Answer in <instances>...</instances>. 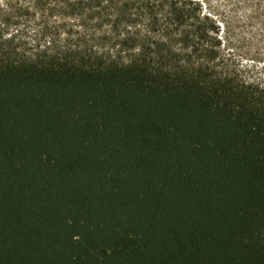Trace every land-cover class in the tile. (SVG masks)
Listing matches in <instances>:
<instances>
[{
    "label": "trees",
    "instance_id": "obj_1",
    "mask_svg": "<svg viewBox=\"0 0 264 264\" xmlns=\"http://www.w3.org/2000/svg\"><path fill=\"white\" fill-rule=\"evenodd\" d=\"M220 10L264 45V0H0V264H264V84Z\"/></svg>",
    "mask_w": 264,
    "mask_h": 264
},
{
    "label": "rangeland",
    "instance_id": "obj_2",
    "mask_svg": "<svg viewBox=\"0 0 264 264\" xmlns=\"http://www.w3.org/2000/svg\"><path fill=\"white\" fill-rule=\"evenodd\" d=\"M214 5L219 3V0H211ZM221 17L226 19L228 22L231 20L230 13L228 11L220 10ZM219 19V18H218ZM242 29L240 27H235L234 24H231L229 22V27L224 31L220 32V36L222 37V42H226V45L223 46V52L228 53L235 51V48L238 47V53H242L241 51H244L245 49L249 48L246 41H243L239 38V36H242L243 33L240 32ZM227 38L229 39H235L239 38L241 41L238 43L228 44ZM252 49L254 50L252 53L249 54V56H245L242 53V59L244 66H248L246 70V74L252 78H255L256 80L260 81L262 84H264V45L259 46L258 48L253 46Z\"/></svg>",
    "mask_w": 264,
    "mask_h": 264
}]
</instances>
